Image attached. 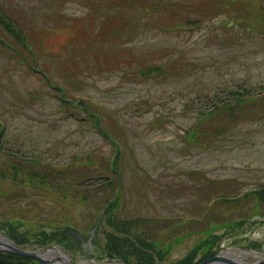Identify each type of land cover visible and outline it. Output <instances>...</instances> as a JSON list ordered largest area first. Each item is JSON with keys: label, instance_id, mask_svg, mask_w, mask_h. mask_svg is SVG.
<instances>
[{"label": "rangeland", "instance_id": "1", "mask_svg": "<svg viewBox=\"0 0 264 264\" xmlns=\"http://www.w3.org/2000/svg\"><path fill=\"white\" fill-rule=\"evenodd\" d=\"M119 1L132 6L136 0H0L29 32L23 52L0 48V225L23 219L27 225L20 231L33 234L73 227L85 237L83 252L63 249L73 264H121L101 253L111 230L107 214L97 226L117 195L121 220L150 217L138 235L167 251L158 264L182 260L208 230L225 236L222 252L240 261L264 258V204L254 209V202L220 199L264 185L263 109H250L255 117L207 148L191 147L181 135L197 119L187 105L198 95L238 82L264 87V0H169L176 15L165 5L166 14L146 16L136 6L122 14ZM183 3L193 5L180 13L176 7ZM196 14L203 20L175 28ZM121 15L132 18L125 22ZM179 54L196 63L189 77L126 75L127 68L137 70L138 60L150 65ZM60 97L88 105L71 106ZM91 114H98L110 139L95 128ZM161 116L168 121L153 128ZM117 147L120 173L112 169ZM24 151L43 164L31 166L12 155ZM11 165L50 175L52 187L33 181L11 188L1 178ZM13 193L18 203L5 202L4 195ZM232 219L243 221L223 227Z\"/></svg>", "mask_w": 264, "mask_h": 264}, {"label": "trees", "instance_id": "2", "mask_svg": "<svg viewBox=\"0 0 264 264\" xmlns=\"http://www.w3.org/2000/svg\"><path fill=\"white\" fill-rule=\"evenodd\" d=\"M119 2V4L115 5H120L122 7L120 8L122 14H127L126 10L131 11L134 9V6H136V9L140 10L139 14L141 16H146L153 12L159 14H166L165 5H170V8L173 10L172 4H175L174 2L171 3V1L169 0H136L135 4L132 6H129L127 5V3H124L122 1ZM192 5V3H183L179 5L180 7H176V9L179 8L180 13L182 11L187 12V8L192 7ZM174 12L175 11L173 10V13ZM92 14H94V12ZM183 15L185 14L183 13ZM234 17L238 19L244 18L236 16ZM129 18L132 17H126L124 15L120 16V19L125 22H129ZM200 18L201 17L196 14V18H189L187 19L186 23H197L198 21L203 20ZM8 27V30L11 32V34L15 35L18 40L23 43V35H20V32L18 30H15L14 28L12 29L10 26ZM129 53V56L133 57L132 50H130ZM182 58L183 57L179 54L175 58H169L166 61L157 63L153 62L150 65H147L148 63H142L138 60L137 63L139 64L138 66H135L137 67V70L134 71L132 69L127 68L126 75H130L131 73L132 75H134V77H150L160 74H164V76L174 74L189 77L195 72L194 70L196 67V63L191 64V61L189 60L184 62ZM131 63L132 62L130 61L129 64ZM247 84L248 83L238 82L235 85L219 88L212 94L204 92V94L198 95L197 99L193 101L190 105H187L190 106L191 109L198 112L197 119L195 120L194 124L190 128L185 129V133L181 134L182 138L187 143V145L191 147L207 148L212 144H216V142L220 138H224L227 134L233 132V130L237 128L239 124L242 123L243 120H245L247 117H255L253 113H249L250 109L260 107L264 111V87L258 89L252 86H248ZM197 102H201V104L196 109L195 105ZM262 115H260V119L264 118V116ZM95 117L96 118L94 121L95 124H97V129L99 128L101 132L108 139H110L108 133L105 132L102 126L100 125V119L98 117V114H95ZM166 121H168V117H157L154 121L151 122V126L153 128L157 126L162 127L164 123H166ZM119 158L120 150L117 147L114 162L119 160ZM112 169L114 171H117L116 168L113 166ZM20 173V170H15L14 174L11 175L13 185H15V183L25 181L26 179H29V181L34 180L30 177H26L28 176L27 173H23V177ZM55 174L60 175V172H55ZM9 175L10 174H6L7 177ZM109 178L110 177H108L103 183H107L109 181ZM227 180L231 181V179ZM48 182L49 187H52L50 175L46 176L37 174V185L41 184L45 188H48V185H46ZM240 193V196L221 197L220 199L222 200V203L236 202L237 204H241L242 206H244V203L246 202H254V209H258L259 207L263 206L264 185H261L257 188H251ZM18 198L20 197L17 196L15 193L10 195V200L16 199L15 203H18ZM105 207V214H107L106 219L108 222V226H110L111 230L107 231L108 233H106V243L101 250V253L103 255L108 256L109 258H118L126 264H158L159 261L163 260V256L166 254L167 251L158 249L159 246H157L156 243L151 242L153 240L151 239V237L144 235L141 232L140 234L142 236L138 235L139 225L141 223H146L147 220H150V217L143 215L144 217L138 216L134 219L121 220L115 214V212L118 210V207H120L118 198L108 200V203ZM16 219L17 220L7 219L5 222L7 228L2 227L0 225V229H5L7 234H9V236L13 240H15L19 245L40 244L43 246L51 244H63L68 248L75 247L71 235L68 232L70 228H68L67 226L55 227L54 230L50 233L46 231H39L33 234V232L29 229L21 232V227L24 226V224L27 225V223L23 221V219ZM242 219H232L227 222L226 225H224L223 227L234 228L236 224H241V222L243 221ZM215 231L216 230H208L204 235L206 236L205 239L197 243V245L192 250H190L187 255L182 258V260L174 262L172 264H197L208 257L214 256L220 250L221 245L223 243V239L225 237L223 234H215ZM0 264L39 263L34 261L33 259L21 257L10 253L0 252Z\"/></svg>", "mask_w": 264, "mask_h": 264}, {"label": "water", "instance_id": "3", "mask_svg": "<svg viewBox=\"0 0 264 264\" xmlns=\"http://www.w3.org/2000/svg\"><path fill=\"white\" fill-rule=\"evenodd\" d=\"M75 237L77 240H80L79 237H77V236H75ZM9 241H10V244H6V243H3L2 241H0V249L5 250V251H9V252H12L15 254L34 258V259L40 261L42 264H51L53 262L50 259H46V258L42 257L41 253H39V252L24 250L21 247L17 246L15 243H13V241L11 239H9ZM49 249H51V248H46L44 250V252H46ZM59 257H62V256H59ZM58 260H62V258H59ZM215 263H219V264H221V263H224V264H244V263L237 262L231 258L222 256L221 254H218V255L211 257V258H208V259H205L204 261L200 262L199 264H215ZM65 264H70V263L67 260H65ZM246 264H264V260H259V261H255L252 263H246Z\"/></svg>", "mask_w": 264, "mask_h": 264}, {"label": "bare ground", "instance_id": "4", "mask_svg": "<svg viewBox=\"0 0 264 264\" xmlns=\"http://www.w3.org/2000/svg\"><path fill=\"white\" fill-rule=\"evenodd\" d=\"M0 241H2V242H4V243H9V241H8V239H6L3 235H1L0 234ZM45 256H47L48 258L50 257H58L59 255H62V256H64L65 257V255L62 253V252H60L59 251V249H54V250H52V251H50V252H47V254H44ZM224 255H226V256H230V255H232V252H230V251H227V252H225V254ZM54 264V263H53ZM81 264H83V263H81Z\"/></svg>", "mask_w": 264, "mask_h": 264}]
</instances>
